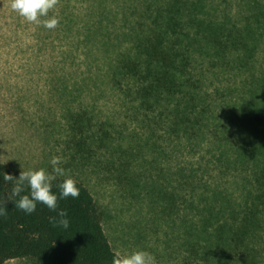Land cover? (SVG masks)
Listing matches in <instances>:
<instances>
[{
    "label": "rangeland",
    "instance_id": "1",
    "mask_svg": "<svg viewBox=\"0 0 264 264\" xmlns=\"http://www.w3.org/2000/svg\"><path fill=\"white\" fill-rule=\"evenodd\" d=\"M149 1L57 0L49 29L0 0V162L18 175L51 171L60 156L92 192L116 252L146 248L155 264H264V148L250 151L237 118L264 111V0H206L238 38L225 29L219 44L199 35L190 46L189 131L170 104L147 116L127 81L114 85Z\"/></svg>",
    "mask_w": 264,
    "mask_h": 264
},
{
    "label": "trees",
    "instance_id": "2",
    "mask_svg": "<svg viewBox=\"0 0 264 264\" xmlns=\"http://www.w3.org/2000/svg\"><path fill=\"white\" fill-rule=\"evenodd\" d=\"M205 2H147L142 11L147 22H139L140 32L133 34L135 44L131 53L116 61L118 78L114 79V85L117 82L122 89L121 83L127 81L125 89L130 90L125 91L126 95L137 102V109L148 116L156 111L161 113L171 105L174 119L178 113L176 124L186 131L190 129L187 121L194 111L189 104L190 93L195 86L189 76L190 46L199 35L208 45L219 44L223 31L229 26L225 21L213 19L215 8L207 7ZM261 6L257 4L256 9L261 11ZM205 11L207 16L200 17L199 13ZM248 27L244 32L247 38L253 35V30L248 32ZM191 30L195 31V36L191 37ZM228 31L230 37L238 38L234 35L235 28ZM237 118L239 129L250 143V151L264 148V111L246 109ZM261 161L264 163V154ZM5 172L18 176L0 162V204L6 202L7 209L0 215V264L19 258H31L36 264H111L116 251L104 229L100 207L84 183L78 180V197L58 200V208L67 210L70 221L68 228H64L50 220L57 213L41 203L31 214L17 208L12 201L18 197H12L11 192L15 181L4 180ZM60 179L62 177H58L56 182ZM182 264L200 263L185 261Z\"/></svg>",
    "mask_w": 264,
    "mask_h": 264
},
{
    "label": "clouds",
    "instance_id": "3",
    "mask_svg": "<svg viewBox=\"0 0 264 264\" xmlns=\"http://www.w3.org/2000/svg\"><path fill=\"white\" fill-rule=\"evenodd\" d=\"M56 3L57 0H10V7L27 21L43 23L44 27L51 29L59 23L58 16H48L49 10L53 9ZM41 17L48 18L41 20ZM50 163L51 171L45 167L21 169L18 176L5 172L3 179L15 181L11 192L12 197H18L12 201L17 208L23 210L25 214H31L36 210L37 204L41 203L57 213L56 216L50 217L54 224L68 228L70 223L68 212L66 209L58 208V200L70 196L78 197L79 182L74 176L67 174L60 156H53ZM58 177L62 179L56 182ZM25 188L28 189L27 192ZM54 188L58 191H54ZM8 199L11 200V197ZM6 210V202L0 204V215L5 214ZM111 264H155V257L146 248H136L127 252L117 251L112 256Z\"/></svg>",
    "mask_w": 264,
    "mask_h": 264
}]
</instances>
